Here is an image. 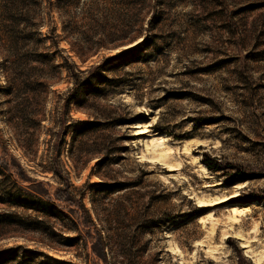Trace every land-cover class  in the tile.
<instances>
[{
    "label": "rangeland",
    "instance_id": "rangeland-1",
    "mask_svg": "<svg viewBox=\"0 0 264 264\" xmlns=\"http://www.w3.org/2000/svg\"><path fill=\"white\" fill-rule=\"evenodd\" d=\"M263 254L264 0H0V264Z\"/></svg>",
    "mask_w": 264,
    "mask_h": 264
},
{
    "label": "bare ground",
    "instance_id": "bare-ground-1",
    "mask_svg": "<svg viewBox=\"0 0 264 264\" xmlns=\"http://www.w3.org/2000/svg\"><path fill=\"white\" fill-rule=\"evenodd\" d=\"M148 141V142H147ZM146 141V145L148 146L150 144L151 151H150V157L162 160L166 163H170L171 159V147L165 144L163 136H153L149 140ZM239 183H235L234 186H238ZM226 198H221L216 201H213L212 204L219 203L221 201H224ZM234 212L237 211L238 209L235 207ZM233 218H235V215H232ZM234 235L240 239V244L241 247H248V242L245 239V236L238 230L234 231ZM248 249V248H247ZM251 254V253H250ZM264 255V254H263Z\"/></svg>",
    "mask_w": 264,
    "mask_h": 264
},
{
    "label": "trees",
    "instance_id": "trees-1",
    "mask_svg": "<svg viewBox=\"0 0 264 264\" xmlns=\"http://www.w3.org/2000/svg\"><path fill=\"white\" fill-rule=\"evenodd\" d=\"M73 73H74V76L77 78V75H78L77 72L75 71ZM76 83H77V80H76ZM71 97H75V95H72ZM204 162L211 169L217 170L220 168V165L218 163L214 162L213 160H211L208 157H204Z\"/></svg>",
    "mask_w": 264,
    "mask_h": 264
}]
</instances>
